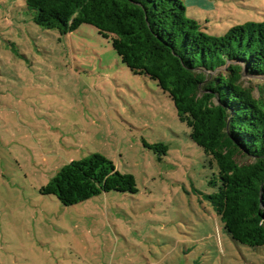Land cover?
Here are the masks:
<instances>
[{"label":"rangeland","instance_id":"rangeland-1","mask_svg":"<svg viewBox=\"0 0 264 264\" xmlns=\"http://www.w3.org/2000/svg\"><path fill=\"white\" fill-rule=\"evenodd\" d=\"M183 2L215 36L264 19V0ZM33 14L25 0H0V264H264V245L223 229L207 198L218 167L168 94L94 26L61 34ZM242 84L264 97V74ZM90 153L131 173L137 192L72 205L40 192Z\"/></svg>","mask_w":264,"mask_h":264},{"label":"trees","instance_id":"trees-1","mask_svg":"<svg viewBox=\"0 0 264 264\" xmlns=\"http://www.w3.org/2000/svg\"><path fill=\"white\" fill-rule=\"evenodd\" d=\"M25 1L41 27L66 34L94 26L132 72L168 94L191 140L218 167L220 184L207 198L223 229L242 244L264 245V97L242 84L244 74H264V19L215 36L183 0ZM112 190L138 189L100 153L71 160L40 188L64 205Z\"/></svg>","mask_w":264,"mask_h":264}]
</instances>
